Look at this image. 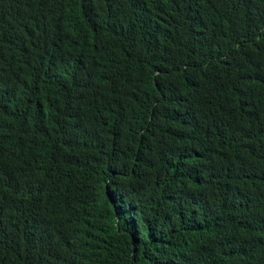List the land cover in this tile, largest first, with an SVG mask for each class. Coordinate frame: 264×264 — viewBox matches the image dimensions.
<instances>
[{"label": "trees", "instance_id": "trees-1", "mask_svg": "<svg viewBox=\"0 0 264 264\" xmlns=\"http://www.w3.org/2000/svg\"><path fill=\"white\" fill-rule=\"evenodd\" d=\"M0 264H264V0H0Z\"/></svg>", "mask_w": 264, "mask_h": 264}]
</instances>
